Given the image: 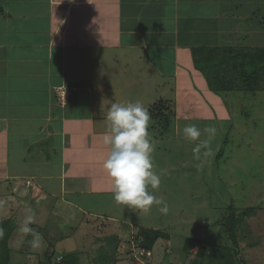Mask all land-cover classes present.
Here are the masks:
<instances>
[{"label": "crops", "instance_id": "0c3cea01", "mask_svg": "<svg viewBox=\"0 0 264 264\" xmlns=\"http://www.w3.org/2000/svg\"><path fill=\"white\" fill-rule=\"evenodd\" d=\"M184 48L201 78L195 50L264 48V0H0V191L32 209L41 237L58 210L63 224L74 212L86 229L100 220L96 197L112 195L100 167L108 107L157 79L159 95L172 92ZM63 86L74 89L64 106Z\"/></svg>", "mask_w": 264, "mask_h": 264}, {"label": "rangeland", "instance_id": "374dc122", "mask_svg": "<svg viewBox=\"0 0 264 264\" xmlns=\"http://www.w3.org/2000/svg\"><path fill=\"white\" fill-rule=\"evenodd\" d=\"M182 50L179 57L183 62L175 78L176 84L170 88L172 92L159 95L164 89V81L160 85L161 80L157 79V86L155 83L151 86L150 80L145 82L149 89L152 87L150 92L148 90L139 98L130 96L149 112L154 103L166 101V106L174 113L165 130L153 120L149 126L155 146L154 171L160 175L161 183L158 189L149 186L148 190L167 202L168 212L161 213L158 205H153L147 213L121 204L115 207L111 203L113 194H99L96 202L100 208L94 211L101 209L104 212L95 214L101 217L99 223L88 216V230L84 223L81 224L80 213L74 212L69 223H60L59 219L65 217L59 210L53 219L47 217L44 225L41 223L44 235L48 237H42L39 247L29 243L31 238L26 245L16 246L19 228L15 229L9 240L10 264H59L61 259L64 264H113V259L116 260L114 264H191L198 258L202 245L207 249L232 245L227 233L232 216L228 205L239 211L256 209L254 216L245 218L243 231L239 234L237 259L245 264H264V80L256 82L257 89L261 90L255 92L241 91L236 85L238 90L231 94V91H225L231 84L222 81L215 84L221 89L215 92L209 88L204 76L203 79L197 72L188 73L186 69L192 68L185 61L190 60V53L186 54L187 48ZM220 51L202 48L193 52L208 57L204 63H209L213 75L221 70L220 66L211 64L219 59L216 56ZM166 54L170 55L171 50L168 49ZM157 59L162 60L158 56ZM232 75L230 71L229 76ZM177 86L180 87L178 98ZM135 89L141 91L140 87ZM118 103H122L120 99ZM189 125L201 130V136L195 141L183 135V128ZM210 126L217 129L211 139L204 131ZM209 152L211 155H206ZM100 167L104 171L103 166ZM24 207L18 199L0 191L1 219L15 213V220L21 226L28 215ZM65 211L68 215L69 211ZM143 228L166 234L146 255L140 253L139 230ZM36 229L41 233V229ZM57 234L64 235L60 243H56L59 241ZM115 242L117 247L113 249L108 243ZM187 244L188 249L185 248Z\"/></svg>", "mask_w": 264, "mask_h": 264}, {"label": "clouds", "instance_id": "9594fccd", "mask_svg": "<svg viewBox=\"0 0 264 264\" xmlns=\"http://www.w3.org/2000/svg\"><path fill=\"white\" fill-rule=\"evenodd\" d=\"M107 132L103 135V144L109 148V153L103 161V169L111 180L110 191L114 200L121 205L142 212H149L153 205L161 206L159 211L167 213V202L158 198L151 189L156 190L161 183V177L154 171L152 143L149 126L151 116L148 109L140 102L116 103L108 107ZM186 139L195 141L201 136V130L195 125L183 128ZM209 139L217 132L215 127H207ZM207 141H205L206 143ZM211 155V153H206ZM35 222L32 209L18 229L16 246L24 243L28 235L33 236L30 241L33 247H39L42 237L31 227ZM5 230L0 227V240L4 239Z\"/></svg>", "mask_w": 264, "mask_h": 264}, {"label": "trees", "instance_id": "16d2710c", "mask_svg": "<svg viewBox=\"0 0 264 264\" xmlns=\"http://www.w3.org/2000/svg\"><path fill=\"white\" fill-rule=\"evenodd\" d=\"M196 51H200V49L195 50V52ZM195 52L193 56L194 67L204 76L205 80L209 83V88L211 90L215 92L220 91L221 89L215 86V84L220 81L229 82V84H231L226 87L229 89H226L225 91L238 90L237 88L235 89L236 85L241 91L245 92L261 90L257 89L258 86L256 87V82L262 83L264 80V48H255L250 51L248 50L247 52L232 48L222 50L219 52V55L216 56V58L219 56V59H217L218 61L216 60L211 63L212 66L221 67V70L213 75L210 73L209 63H204L208 57L202 56V54L198 56ZM225 66L227 67L225 68ZM226 70L228 71L224 74ZM230 71H234L235 73L232 72V74L234 73L235 76H229ZM221 86L222 85H220V87ZM166 104V101L160 100L151 106L153 109L149 112L151 120L160 124L164 130L168 126L169 118L174 115V113L170 112V107L166 106ZM218 155L220 158L222 155L221 152ZM227 209H230L232 212L231 222L229 223V226H227L228 237L231 239L232 245H217L208 249L202 245L200 247V253H198V260L196 259L192 261L191 264H204L205 262H207V264H245L243 261L237 259L239 241L241 239L239 234L243 231L245 218L254 216L256 214V209L247 208L239 211L233 205H228ZM16 220H12L11 218L0 220V227H3L5 230L4 239L0 240V264H10V249L8 241L12 232L19 227ZM165 236V233L158 230L140 229L139 238L141 239L139 241L141 243L140 249L143 250L144 253L143 255H146L147 253L150 254L156 241ZM30 237L31 235L26 237L24 245H26ZM126 243L129 244L130 242ZM108 244H110L113 249L117 247L116 242L114 244ZM188 246L189 245L187 244L185 248L188 249ZM98 258L100 259V257ZM96 261H98V259H96ZM111 262L114 264L116 260L113 259Z\"/></svg>", "mask_w": 264, "mask_h": 264}, {"label": "built area", "instance_id": "2783aa9c", "mask_svg": "<svg viewBox=\"0 0 264 264\" xmlns=\"http://www.w3.org/2000/svg\"><path fill=\"white\" fill-rule=\"evenodd\" d=\"M59 89V94H58V100H59V103L63 104V106L67 103H69L71 100H72V93L74 91L73 88H63V87H60L58 88ZM26 186H29V182L26 183ZM140 253L141 255H143V250L140 249ZM59 264H64L62 262V259L58 261Z\"/></svg>", "mask_w": 264, "mask_h": 264}]
</instances>
